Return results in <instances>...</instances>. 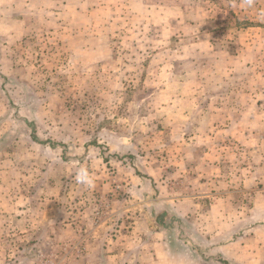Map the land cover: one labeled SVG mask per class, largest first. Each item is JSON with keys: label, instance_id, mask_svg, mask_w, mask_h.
I'll return each instance as SVG.
<instances>
[{"label": "rangeland", "instance_id": "obj_1", "mask_svg": "<svg viewBox=\"0 0 264 264\" xmlns=\"http://www.w3.org/2000/svg\"><path fill=\"white\" fill-rule=\"evenodd\" d=\"M226 259L264 264V0H0V264Z\"/></svg>", "mask_w": 264, "mask_h": 264}, {"label": "clouds", "instance_id": "obj_2", "mask_svg": "<svg viewBox=\"0 0 264 264\" xmlns=\"http://www.w3.org/2000/svg\"><path fill=\"white\" fill-rule=\"evenodd\" d=\"M249 2H251V0H249ZM75 179L77 183L83 184L86 187H91L93 182L88 169L84 167H81L77 170Z\"/></svg>", "mask_w": 264, "mask_h": 264}, {"label": "trees", "instance_id": "obj_3", "mask_svg": "<svg viewBox=\"0 0 264 264\" xmlns=\"http://www.w3.org/2000/svg\"><path fill=\"white\" fill-rule=\"evenodd\" d=\"M164 215H165V213H162V214H160L159 215V218H158V223H159V225L162 227H164V222H163V217H164ZM223 262V264H230L229 262H227V260H223L222 261ZM221 262V263H222Z\"/></svg>", "mask_w": 264, "mask_h": 264}, {"label": "crops", "instance_id": "obj_4", "mask_svg": "<svg viewBox=\"0 0 264 264\" xmlns=\"http://www.w3.org/2000/svg\"><path fill=\"white\" fill-rule=\"evenodd\" d=\"M164 245V244H163ZM164 250V249H163ZM227 260V262H229V260L228 259H226Z\"/></svg>", "mask_w": 264, "mask_h": 264}]
</instances>
